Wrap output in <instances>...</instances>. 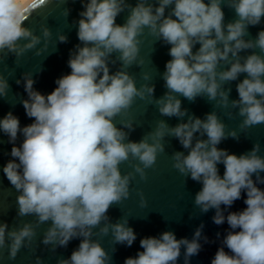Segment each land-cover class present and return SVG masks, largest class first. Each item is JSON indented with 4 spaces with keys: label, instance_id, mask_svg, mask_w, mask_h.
<instances>
[{
    "label": "clouds",
    "instance_id": "1",
    "mask_svg": "<svg viewBox=\"0 0 264 264\" xmlns=\"http://www.w3.org/2000/svg\"><path fill=\"white\" fill-rule=\"evenodd\" d=\"M51 2L0 0V63L13 56L19 64L29 51L35 50L36 56L47 51L52 30L42 24L38 35L26 22ZM60 2L66 5L76 0ZM80 3L84 10L73 21L78 24L79 43L69 51L70 73L57 78V87L47 95L34 88L32 72L22 73L16 84L23 82L27 98L20 103L33 122L21 127L12 111L0 118V132L13 145L12 159L2 171L18 193L17 216L35 218L11 228L0 222V255L7 249L8 258L14 260L21 249L35 251L37 229L47 224L40 243L51 246L52 252L80 239L70 257L58 258L57 264H112V255L101 239L111 236L114 253L117 244L131 247L137 235L128 218L113 223L109 209L130 198L137 176L147 181V170L165 152V138L173 137L187 150V154L172 153L173 169L202 185L195 194V207L201 214L214 209L213 223L229 226L211 264H264V189L258 187L264 185L261 144L254 143L240 155L219 148L226 139L239 141L240 134L235 129L226 131L227 125L215 110L203 119L189 114L180 99L195 102L198 97L206 98L213 109L227 110L229 119L234 111L241 118L238 128L243 133L264 124V30L254 39L249 32V26L260 25L264 18V0ZM224 7L234 10V20L225 23ZM125 11V22L116 23ZM70 12L65 7L62 15L67 19ZM145 30L155 42L170 45L171 59L161 74L166 91L159 98L155 97V84L147 83L149 74L143 73L146 83L137 86L136 76L129 71L134 65H143L140 46ZM67 42L68 36L58 32L56 44ZM196 45L199 47L193 51ZM117 64V70L111 72L110 65ZM39 71H43L42 65ZM241 74L244 78L236 84L238 99H230L232 89L225 86ZM10 90L8 78L0 72V98H7ZM137 100L156 106L161 116L181 122L170 126L158 120L138 142L132 141L134 121L122 118L117 125L116 119L127 116ZM19 135L23 140L17 146ZM126 162L132 171L122 173L120 166ZM242 192L246 193V207L229 211ZM137 194L140 206L146 207L143 192ZM203 229L201 223L192 239H177L172 231L141 238L143 250L127 257L124 264H178L182 248L184 264H190L191 257L202 250L200 241L209 243ZM220 235L218 232L217 238ZM35 264L44 262L37 256Z\"/></svg>",
    "mask_w": 264,
    "mask_h": 264
},
{
    "label": "water",
    "instance_id": "2",
    "mask_svg": "<svg viewBox=\"0 0 264 264\" xmlns=\"http://www.w3.org/2000/svg\"><path fill=\"white\" fill-rule=\"evenodd\" d=\"M129 3L135 5L136 0H128ZM207 3V0H205ZM67 7L71 12L67 19L62 15L63 9ZM83 6L80 0L75 3L69 2L63 4L60 0H52V2L34 13L26 26L34 28L36 34H40V25L46 24L52 30V42L49 44L47 51L42 55L36 56L35 50L29 51L21 58L19 64L14 63L15 57L9 56L2 63H0V72H2L11 87L7 98H0V118H3L9 111H12L20 120L21 127L32 123V119L26 116L25 110L20 103L22 98L26 99L27 94L24 91L23 82L20 85L16 84L17 79H21L22 73L32 72L36 83L34 88L42 94L51 93L57 85L55 80L64 74L70 73L71 69L67 65L69 59V51L79 43L77 37L78 24L73 21L79 20V12L83 11ZM225 12V23L234 20L235 12L227 7L223 8ZM168 9H166L167 15ZM128 15L125 11L121 13L116 20V23L123 24ZM264 30V18L257 26H249L250 38H255L258 31ZM64 33L68 36L67 43H58L57 33ZM249 37H246V39ZM140 58L143 60L141 67L133 66L129 71L136 76L137 86L146 83L141 77L143 73L150 75L151 80L147 83L155 84V97H161L166 91L164 81L161 74L165 71L166 62L171 59L168 55L170 45H165L161 41L155 42V37L151 36L147 30L143 35ZM56 45V46H55ZM43 44L37 47H42ZM199 45L193 49L195 51ZM246 53H241L245 55ZM42 65L43 71H39ZM119 64L110 65L111 72H115ZM244 78L241 74L237 81L232 82L225 87H231L232 91L230 99H238L236 91V84L239 80ZM182 100V107L189 110V114H194L197 117L204 118L205 114L215 110L220 118L227 125L226 131L235 129L240 134L239 141L232 138L226 139L218 145L219 148L226 149L230 154L240 155L250 151L253 144L259 142L261 144L260 155L264 156V124L250 128L247 133L240 132L238 125L241 118L235 115L233 111V118L229 119L225 112L227 110L215 108L212 103H209L206 98L198 97L195 102H189L187 99L180 97ZM133 120L136 127L131 132L129 139L132 141H139L147 132L155 128L158 120H165L170 126H175L180 123V119L176 117L161 116L154 105H149L146 101L137 100L133 105L129 114L125 117H117L116 123L119 125L121 119ZM187 122V117L184 118ZM127 131V130H126ZM198 135V134H197ZM206 139V137H204ZM23 136L19 135L16 145L22 142ZM166 147L165 152L161 153L156 161V165L152 169H148L147 181H141L139 176L132 182L130 198L125 200L120 205H113L108 212L111 221L115 223L122 217L128 218L129 226L132 227L137 235L136 241L131 247L126 245H115L116 251L112 252L111 236L101 239L103 247L112 255V264H124L127 257H135L140 248V239L149 236H159L164 231H172L175 233L177 239L188 238L192 239L195 229L201 224H204L203 235L208 237L209 243L202 244V250L198 255L191 257L190 264H211V260L217 249L221 246V240L226 235L229 226L225 222L223 225L217 226L213 223L212 217L215 210H209L207 213L201 214L199 209L194 205L195 194L201 189L202 185L191 178L185 179L172 167L171 155L174 151H184L179 141L173 137H166L164 141ZM13 145L8 142V137L0 132V222H6L9 228L20 226L23 222L34 221V217H18V206L16 204L17 191L10 184L3 174V166L10 160L11 147ZM18 162V161H17ZM132 163H136L133 161ZM122 173L132 171L129 163H124L120 166ZM220 175L223 176L224 166L218 165ZM264 175V173H262ZM253 179L255 177L253 176ZM264 189V185H258ZM142 191L147 206H140V197L137 191ZM246 193L242 192L240 200L234 202L229 211L243 210L246 205L244 199ZM227 215V212L225 213ZM48 227L47 224L41 225L37 229V237L33 242V249H21L14 260L8 258L7 249L0 255V264H35L36 257L39 256L44 264H57L58 258L70 257L72 251L76 249L80 243V239H73L69 242L66 248H57L56 252L50 251V247H45L40 240L42 234ZM220 233V238L216 234ZM100 239L99 237H96ZM95 239V237H94ZM182 248L181 257L178 264H184ZM225 251H228L225 248Z\"/></svg>",
    "mask_w": 264,
    "mask_h": 264
}]
</instances>
